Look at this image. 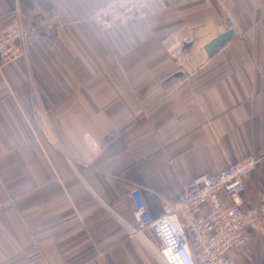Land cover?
Listing matches in <instances>:
<instances>
[{
	"label": "crops",
	"instance_id": "0c3cea01",
	"mask_svg": "<svg viewBox=\"0 0 264 264\" xmlns=\"http://www.w3.org/2000/svg\"><path fill=\"white\" fill-rule=\"evenodd\" d=\"M113 1L0 0V32L19 13L29 45L0 71V264H161L130 235L131 192L158 219L250 155L243 210L264 197V0H152L102 31L92 14ZM186 36L180 71L169 50ZM232 257L264 264V238Z\"/></svg>",
	"mask_w": 264,
	"mask_h": 264
},
{
	"label": "built area",
	"instance_id": "2783aa9c",
	"mask_svg": "<svg viewBox=\"0 0 264 264\" xmlns=\"http://www.w3.org/2000/svg\"><path fill=\"white\" fill-rule=\"evenodd\" d=\"M152 0H114L95 10L92 20L102 31L128 25L141 19ZM27 33L18 13L11 24L0 32V71L5 66L29 59ZM191 36L177 40L169 50L181 71L189 61L193 43ZM115 133L108 135L110 143ZM260 159L255 155L228 165L216 174L197 177L184 185L175 202L165 206L164 214L152 219L139 190L131 192L135 205V221L129 232L145 242L161 264H236L232 253L244 247L257 234L264 238V197L254 210H243L242 196L246 178L256 169ZM222 196L232 201L225 206ZM206 205L210 209L202 214ZM150 230L158 244L145 238Z\"/></svg>",
	"mask_w": 264,
	"mask_h": 264
},
{
	"label": "water",
	"instance_id": "95a60500",
	"mask_svg": "<svg viewBox=\"0 0 264 264\" xmlns=\"http://www.w3.org/2000/svg\"><path fill=\"white\" fill-rule=\"evenodd\" d=\"M232 37H233V31H230L229 33L217 37L206 47L208 54L213 55L221 47H223L226 43H228Z\"/></svg>",
	"mask_w": 264,
	"mask_h": 264
}]
</instances>
